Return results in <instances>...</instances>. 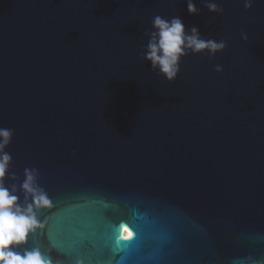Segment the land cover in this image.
I'll list each match as a JSON object with an SVG mask.
<instances>
[{
	"label": "water",
	"instance_id": "obj_1",
	"mask_svg": "<svg viewBox=\"0 0 264 264\" xmlns=\"http://www.w3.org/2000/svg\"><path fill=\"white\" fill-rule=\"evenodd\" d=\"M193 3L0 0L4 183L30 203L34 170L52 203L27 249L52 264H264V0ZM156 15L225 48L182 57L170 83L142 58Z\"/></svg>",
	"mask_w": 264,
	"mask_h": 264
},
{
	"label": "clouds",
	"instance_id": "obj_2",
	"mask_svg": "<svg viewBox=\"0 0 264 264\" xmlns=\"http://www.w3.org/2000/svg\"><path fill=\"white\" fill-rule=\"evenodd\" d=\"M251 5L252 0H245L246 9ZM205 7L209 12L223 11L214 2L205 4ZM187 10L190 15L199 11L193 0H187ZM151 28V32L145 33L148 43L142 58L150 62L152 69L170 83L178 76L182 57L205 51L214 56L225 48L224 41L201 38L199 29L195 26L186 30L184 22L178 16L165 18L156 15L152 18ZM242 39L247 41V35L242 34ZM216 71L220 72L222 68L217 65ZM12 135V130L0 128V264H52L50 257L45 256L40 249L29 250L25 247L29 236L44 226L36 213L52 207L46 192L36 184L34 170H25V179L20 185L25 200L30 198V203L21 204L15 186L9 188L4 183L12 160L11 155L4 150L10 144ZM131 236L130 229H122L124 240Z\"/></svg>",
	"mask_w": 264,
	"mask_h": 264
},
{
	"label": "snow or ice",
	"instance_id": "obj_3",
	"mask_svg": "<svg viewBox=\"0 0 264 264\" xmlns=\"http://www.w3.org/2000/svg\"><path fill=\"white\" fill-rule=\"evenodd\" d=\"M125 227H127L128 229H130V227H129V226H125ZM125 227H123V228H125ZM130 231H131V233H132V236H131V238H130V239H132V238H133V236H134V231H133L132 229H130Z\"/></svg>",
	"mask_w": 264,
	"mask_h": 264
}]
</instances>
